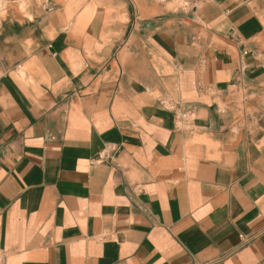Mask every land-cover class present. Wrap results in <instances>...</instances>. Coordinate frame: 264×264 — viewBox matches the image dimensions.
Instances as JSON below:
<instances>
[{
    "label": "crops",
    "instance_id": "obj_1",
    "mask_svg": "<svg viewBox=\"0 0 264 264\" xmlns=\"http://www.w3.org/2000/svg\"><path fill=\"white\" fill-rule=\"evenodd\" d=\"M8 3L0 264H264V0Z\"/></svg>",
    "mask_w": 264,
    "mask_h": 264
},
{
    "label": "rangeland",
    "instance_id": "obj_2",
    "mask_svg": "<svg viewBox=\"0 0 264 264\" xmlns=\"http://www.w3.org/2000/svg\"><path fill=\"white\" fill-rule=\"evenodd\" d=\"M9 4L10 3H8L7 6L4 9H0V14H2V15H5L6 14L7 10L10 8V5ZM240 106H241V111H242V109H244V106H243V104H240Z\"/></svg>",
    "mask_w": 264,
    "mask_h": 264
},
{
    "label": "bare ground",
    "instance_id": "obj_3",
    "mask_svg": "<svg viewBox=\"0 0 264 264\" xmlns=\"http://www.w3.org/2000/svg\"><path fill=\"white\" fill-rule=\"evenodd\" d=\"M4 1V0H3Z\"/></svg>",
    "mask_w": 264,
    "mask_h": 264
}]
</instances>
